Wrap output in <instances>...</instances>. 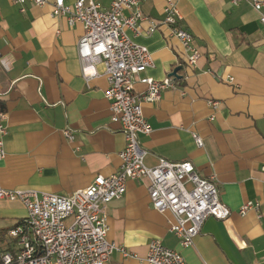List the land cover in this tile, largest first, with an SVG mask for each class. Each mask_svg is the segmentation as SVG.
Segmentation results:
<instances>
[{
  "label": "crops",
  "instance_id": "1",
  "mask_svg": "<svg viewBox=\"0 0 264 264\" xmlns=\"http://www.w3.org/2000/svg\"><path fill=\"white\" fill-rule=\"evenodd\" d=\"M94 1L106 8L111 0ZM166 2L140 0L146 19L138 34L125 30L152 56V66L134 75V90H146L143 77H172L158 101L142 102L151 132L138 141L148 151L147 166L158 157L189 160L201 176H213L230 213L207 217L192 244L183 247L169 231L171 213L150 205L146 181L129 179L122 197L106 205L107 239L139 258L157 238L187 264H264V35L258 13L246 1L178 0L179 23L201 51L189 66L180 42L160 22ZM147 19L157 23L149 33ZM82 34L80 23L69 26L65 16L51 15L49 5L21 11L0 0V122L7 128L0 187L68 195L95 175L117 170L124 136L104 95L103 65L96 66L98 76H81L76 45ZM245 203L258 206L240 215ZM25 213L21 202L0 198V253L11 250L5 231ZM106 264L146 263L114 251Z\"/></svg>",
  "mask_w": 264,
  "mask_h": 264
},
{
  "label": "built area",
  "instance_id": "2",
  "mask_svg": "<svg viewBox=\"0 0 264 264\" xmlns=\"http://www.w3.org/2000/svg\"><path fill=\"white\" fill-rule=\"evenodd\" d=\"M21 11L26 5H49L52 16H65L67 24L80 23L83 34L77 41L76 53L81 76L87 81L99 75L98 64L108 87L104 91L109 101L112 117L120 123L125 145L119 152L120 163L111 174H97L84 188L71 194L39 193L34 189L0 187V198L19 201L26 213L20 222L6 232L11 250L0 253L2 264H106L112 253L138 258L146 264H187L183 255L161 243L157 238L148 245L145 256L139 258L122 245L107 239L108 224L105 208L108 202L122 197L127 180H145L150 205L158 212L169 211L172 218L169 231L183 247L192 244L204 220L211 216L225 219L230 210L218 197L214 177L201 176L189 160L169 161L158 157L153 166L145 164L148 153L138 141V135H148L151 126L142 111V102H156L161 91L172 85V77L156 80L140 79L146 85L144 92L134 90V75L152 66V56L147 47L134 42L126 34L140 31V21L145 20L140 0H111L102 7L94 0H10ZM178 0H167L160 21L169 29L185 51L187 65L193 66L201 56L192 33L181 26L182 18ZM232 5L248 2L257 11L264 35V0H229ZM147 33L156 29L157 23L147 19ZM215 108L218 101L208 99ZM6 126L0 122V161L4 159L3 137ZM66 138L73 137L64 129ZM197 146L203 140L193 134ZM264 171V167H263ZM258 203H245L238 213L245 214ZM264 260V255H263Z\"/></svg>",
  "mask_w": 264,
  "mask_h": 264
},
{
  "label": "water",
  "instance_id": "3",
  "mask_svg": "<svg viewBox=\"0 0 264 264\" xmlns=\"http://www.w3.org/2000/svg\"><path fill=\"white\" fill-rule=\"evenodd\" d=\"M178 68V67H177ZM177 68H174L173 71L171 72V75H176V72H177Z\"/></svg>",
  "mask_w": 264,
  "mask_h": 264
},
{
  "label": "trees",
  "instance_id": "4",
  "mask_svg": "<svg viewBox=\"0 0 264 264\" xmlns=\"http://www.w3.org/2000/svg\"><path fill=\"white\" fill-rule=\"evenodd\" d=\"M8 231V229L5 231V232H7ZM2 234V232L0 233V235ZM0 240H1V237H0ZM1 250V249H0ZM0 264H2V262H1V260H0Z\"/></svg>",
  "mask_w": 264,
  "mask_h": 264
}]
</instances>
